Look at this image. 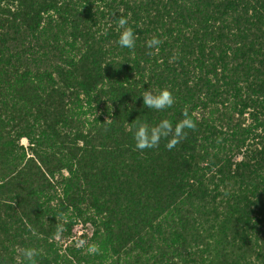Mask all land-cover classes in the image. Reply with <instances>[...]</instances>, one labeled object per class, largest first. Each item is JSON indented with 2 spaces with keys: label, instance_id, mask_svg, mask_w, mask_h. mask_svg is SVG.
<instances>
[{
  "label": "trees",
  "instance_id": "trees-1",
  "mask_svg": "<svg viewBox=\"0 0 264 264\" xmlns=\"http://www.w3.org/2000/svg\"><path fill=\"white\" fill-rule=\"evenodd\" d=\"M164 88L171 108L144 107ZM185 109L196 128L171 151L135 148L137 123ZM77 220L97 253L63 247ZM23 248L36 264H264V0H0V264Z\"/></svg>",
  "mask_w": 264,
  "mask_h": 264
},
{
  "label": "clouds",
  "instance_id": "clouds-1",
  "mask_svg": "<svg viewBox=\"0 0 264 264\" xmlns=\"http://www.w3.org/2000/svg\"><path fill=\"white\" fill-rule=\"evenodd\" d=\"M117 28L119 31L118 45L122 48L134 49L136 43L135 33L132 27L128 26V19L121 15L117 21ZM163 41L156 36L147 40L146 46L149 49H158V46ZM152 53L149 52V55ZM143 98V105L149 109H155L162 111L167 108H171L175 101L173 93L168 88H164L155 92L153 90H145L141 95ZM112 109V105H111ZM184 118L173 126V124L167 120H161L157 125L150 127L147 123H137L134 130L135 148L141 152L146 149L158 148L161 139H166L168 142L165 147L171 151L179 143H181L187 137L186 129L195 130L196 122L189 114L187 109L183 112ZM108 121V120H107ZM105 121V122H107ZM81 245L86 244V241H80ZM89 253H97L99 248L96 244H90L87 247ZM39 251L35 248H23L19 251L18 264H36L35 257L39 255Z\"/></svg>",
  "mask_w": 264,
  "mask_h": 264
},
{
  "label": "rangeland",
  "instance_id": "rangeland-1",
  "mask_svg": "<svg viewBox=\"0 0 264 264\" xmlns=\"http://www.w3.org/2000/svg\"><path fill=\"white\" fill-rule=\"evenodd\" d=\"M22 143L24 145H27L26 140H23ZM92 233H93V227L90 224H85L81 222L80 220H77L75 224L74 232L70 236L69 240L63 244V247H65L68 244H73L77 248L88 252L87 251L88 245L93 244L91 240ZM80 241H86L87 243L84 245H81L79 243ZM73 264H77V263H73Z\"/></svg>",
  "mask_w": 264,
  "mask_h": 264
}]
</instances>
